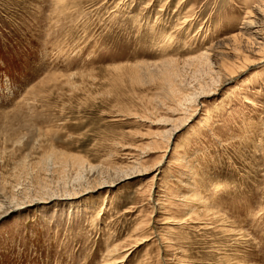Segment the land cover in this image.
Segmentation results:
<instances>
[{
    "label": "rangeland",
    "instance_id": "rangeland-1",
    "mask_svg": "<svg viewBox=\"0 0 264 264\" xmlns=\"http://www.w3.org/2000/svg\"><path fill=\"white\" fill-rule=\"evenodd\" d=\"M262 1L0 0V264H264Z\"/></svg>",
    "mask_w": 264,
    "mask_h": 264
},
{
    "label": "bare ground",
    "instance_id": "bare-ground-1",
    "mask_svg": "<svg viewBox=\"0 0 264 264\" xmlns=\"http://www.w3.org/2000/svg\"><path fill=\"white\" fill-rule=\"evenodd\" d=\"M262 2H264V1H262ZM257 5V4H256ZM255 5V6H256ZM262 5H264V4H262ZM261 5V6H262ZM258 6V5H257ZM263 7V6H262ZM257 9V8H256ZM262 9V8H261ZM256 18V17H255ZM246 26L248 27V30H250V34H251V36L252 37H257L258 35H259V31L260 30H258V26H257V24H255L251 19L250 20H247L246 21ZM246 27V28H247ZM264 38V37H263ZM258 39V38H257ZM260 39V38H259ZM260 40H262V39H260ZM259 42V41H258ZM262 42V45H263V47H264V39L261 41ZM261 44V43H260ZM260 46V45H259ZM262 47V46H261ZM260 48V47H259ZM200 58V57H199ZM200 60V59H199ZM202 61V60H201ZM204 63V62H203ZM175 69V68H174ZM234 78V77H233ZM176 90V89H175ZM178 92V91H177ZM180 93V92H179ZM189 94V93H188ZM174 95V94H173ZM178 95V94H177ZM187 97V96H186ZM185 97V98H186ZM187 99V98H186ZM184 103L182 102V105H183ZM181 105V106H182ZM174 135V134H173ZM15 207V206H14ZM195 210V209H194Z\"/></svg>",
    "mask_w": 264,
    "mask_h": 264
}]
</instances>
